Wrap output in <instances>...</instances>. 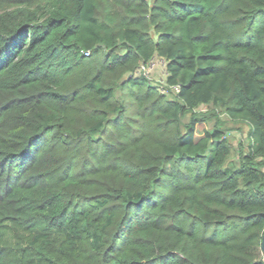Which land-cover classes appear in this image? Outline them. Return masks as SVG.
<instances>
[{
	"label": "trees",
	"instance_id": "16d2710c",
	"mask_svg": "<svg viewBox=\"0 0 264 264\" xmlns=\"http://www.w3.org/2000/svg\"><path fill=\"white\" fill-rule=\"evenodd\" d=\"M263 234L264 0H0V264H264Z\"/></svg>",
	"mask_w": 264,
	"mask_h": 264
},
{
	"label": "rangeland",
	"instance_id": "374dc122",
	"mask_svg": "<svg viewBox=\"0 0 264 264\" xmlns=\"http://www.w3.org/2000/svg\"><path fill=\"white\" fill-rule=\"evenodd\" d=\"M149 76H150V78L154 84H157L159 86L164 85V80L166 78L165 65L163 64L162 61H160V59L155 60V66L151 70V72L149 73ZM208 128H210V125L199 124L197 126V136L198 137L202 136L204 130H206ZM244 134L238 133V131H236V130H231L228 133V135L232 139L234 145H237L240 139H245L246 133H244ZM213 231H214L213 229H210L209 231H207V233L212 234Z\"/></svg>",
	"mask_w": 264,
	"mask_h": 264
},
{
	"label": "built area",
	"instance_id": "2783aa9c",
	"mask_svg": "<svg viewBox=\"0 0 264 264\" xmlns=\"http://www.w3.org/2000/svg\"><path fill=\"white\" fill-rule=\"evenodd\" d=\"M87 55H89V53H87ZM156 59H160V58H156ZM156 59H154L153 61H151L148 65H143L139 69V72L142 73V74H144L150 81H152V80H151V78L149 76V73L154 68V66H155V60ZM160 61H162L163 64L165 65V75L167 76L168 71H167V68H166V62L163 59H160ZM165 83L166 82L164 80V85L163 86H160V89H161V92L168 94L169 89L166 87V84ZM172 88L174 89V91H177V92L180 91V87L179 86H172Z\"/></svg>",
	"mask_w": 264,
	"mask_h": 264
},
{
	"label": "water",
	"instance_id": "95a60500",
	"mask_svg": "<svg viewBox=\"0 0 264 264\" xmlns=\"http://www.w3.org/2000/svg\"><path fill=\"white\" fill-rule=\"evenodd\" d=\"M261 248H262V252L264 254V234H263V238H262Z\"/></svg>",
	"mask_w": 264,
	"mask_h": 264
}]
</instances>
